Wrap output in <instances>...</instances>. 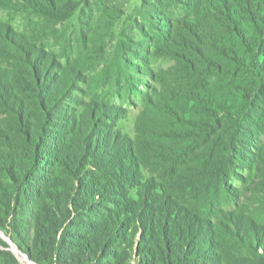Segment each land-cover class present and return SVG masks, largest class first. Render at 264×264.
<instances>
[{
	"label": "trees",
	"instance_id": "16d2710c",
	"mask_svg": "<svg viewBox=\"0 0 264 264\" xmlns=\"http://www.w3.org/2000/svg\"><path fill=\"white\" fill-rule=\"evenodd\" d=\"M262 2L264 0H196L194 4L199 6L197 17H212L210 23L214 26L209 25L208 31L206 26L191 24L194 36L202 40L200 46L181 33L178 24L170 26L176 31L169 30L170 23L162 15V12H168L163 9V0H143L142 6L146 10L158 14L149 17L150 26L159 32L158 38L166 37L172 44L178 42L195 59L206 63V69H198L196 63L185 64L183 59H188L187 56L181 53L180 57L175 56L178 51L172 49L170 54L174 55L176 63H183L187 71H160L163 87L155 91L151 113L147 111L143 135L152 142L147 141L140 149L160 168L166 163L172 180L169 185L175 189L179 203H175L173 197L166 203L168 207L172 206L171 217L166 208L142 216L138 207L126 209L121 201L114 202L108 194L105 199L102 196L100 199L99 193L92 196L90 182L82 179L88 176L82 155L86 160L90 154L93 156L95 151L90 139L95 140L94 149L99 148L97 135H84L75 141L76 131L81 128H68L67 121H56L63 120L58 117L61 115L54 116L55 121L44 115L38 127L58 123L61 125L47 130L65 134L63 142L72 154L66 156L72 165L67 173L71 184L66 187L55 184L50 188L47 184L40 185L37 178L24 179L25 182L19 184L22 178L18 174L22 176L24 169L35 174L39 162L58 154L55 146L52 149L46 143V136L43 144L38 143L31 151L27 145L29 149L20 157L16 171L7 175V186H0V227H4L5 217L12 214L17 237L22 238L27 229L31 230L29 239L23 238L18 243L21 251L37 264H131L137 232L141 229L137 245L138 264H217L223 259L227 264H264V237L261 236L264 234V13L257 12L263 8ZM9 4L18 8L21 14L35 11L37 19L32 17V20L39 22L42 31L44 27L70 17L75 10H79L82 19L89 20L91 29L98 21L109 25L125 0H13ZM244 21L250 31L242 27ZM144 32L149 35L148 31ZM27 36L28 33L23 34L25 40L18 41L22 47L29 46L25 60L27 68L31 66L34 71H45L57 55L48 52L46 45H40L42 41L30 46ZM134 44L132 51L135 53L145 51L141 43ZM32 50L41 52L38 62L31 63L34 55L28 54ZM176 66L174 64L171 68ZM39 67L43 69L39 70ZM53 111L57 112L54 108ZM69 129L76 130L71 132ZM47 136L50 137L48 133ZM82 139L86 140V145H81ZM138 139L131 142L129 157L132 164L140 168L134 151L140 143ZM39 149L44 150L43 154L42 151L37 153ZM105 161L109 162L108 159ZM26 164L30 169L25 167ZM240 168L255 171V178L246 188L251 196L242 195L238 201L241 193L230 180L235 176L245 181L246 177L237 171ZM29 182H35L39 187H33L34 183ZM91 182L92 186L96 185L94 179ZM36 188H42L40 195L45 198L32 201L33 205L40 202L42 206L41 210L37 208L29 215L26 212L31 203L27 199L32 194L36 197ZM132 197L125 194L126 201H136ZM137 197L140 199L141 196ZM226 203L239 212L240 221L254 234L253 239L239 238L240 231L236 228L240 225L232 219L228 221V228L226 225L215 227V219L221 217L219 212L225 213L223 207ZM110 206L115 207L113 214L109 212ZM65 213H72L75 219L66 233L58 234L50 222L62 221ZM172 217L174 221L170 219ZM27 218L31 220L30 224ZM103 224L106 227H102ZM107 224L113 229L108 239ZM171 224H174L172 230ZM226 236L231 240L227 241ZM71 240L75 243L73 246ZM204 244L209 249L203 250ZM218 250L224 251L223 255L227 251V259L223 255L220 257ZM0 255L2 264H20L9 251L1 250Z\"/></svg>",
	"mask_w": 264,
	"mask_h": 264
},
{
	"label": "rangeland",
	"instance_id": "374dc122",
	"mask_svg": "<svg viewBox=\"0 0 264 264\" xmlns=\"http://www.w3.org/2000/svg\"><path fill=\"white\" fill-rule=\"evenodd\" d=\"M11 1L13 0H0V186H7V175L10 176V172L16 171L20 157L27 153L29 147L31 151L38 146V143L43 144L45 136L46 143L52 149L55 146L58 154L45 159L44 162H39L35 174L32 172L29 174L24 169L22 176L18 174L22 178L18 183L25 182L24 179L37 178L40 185L47 184L50 188L55 184L60 187L70 186L67 173L72 165L70 158L66 156L70 157L72 154L63 142L62 138L65 134L47 130V128L55 129L61 124L50 122L47 126L43 125V128L38 127L42 122V116L46 115L47 119L55 121L54 116L61 115L58 117L63 120L56 121H67L68 128H81L76 131L75 141L84 135L92 137L95 134L100 141L99 148L94 149L95 140L91 138L93 145L91 147L95 153L93 156L90 154L87 160L82 155L84 166L88 169L86 173L88 176H83L82 179L87 183L90 182L92 196L99 193L102 199L108 194L114 202L121 201L126 209L138 207L142 216L151 212L154 214L158 211L162 212V209L166 208L169 211L168 216L171 217L172 206L168 207L166 203L172 197L175 203H179L180 198L175 196V189L170 188L169 183L172 180L169 176V168L166 167V163L160 168L140 149L147 141L152 142L143 135L146 132L147 115L151 113L150 106L152 107L153 99L155 100V91L163 87L159 79L160 71H187L183 63H176L174 55L178 57L181 54L186 55L188 59H183L184 63H192V65L196 63L198 69H204L206 63L199 62L186 47L179 46L178 42L172 44L166 37L159 39L157 29L150 26L149 20L150 16L158 14L146 10L142 6L143 0H125L120 12L109 25L98 21L91 29L89 20L82 19L79 10H75L70 17L51 27H44L42 31L39 22L32 20V17L37 19L34 15L35 11H28V16L25 13L21 14L18 8L10 6ZM163 2L165 5L163 9L168 12H162V15L170 23L169 30L176 31L170 26L173 23L178 24L181 33L201 46L202 40L194 36L191 31L194 27L191 24L198 23L200 27L206 26V29L209 25L214 27L210 23L213 22L212 17L208 16L206 19L203 18L204 16L200 19L197 17L199 6L194 4L196 0H163ZM261 5L263 8L258 9V13H264V2ZM241 25L248 31L251 30L245 21ZM145 30L149 35H145ZM25 33H28L27 38L32 40L30 42L28 39L30 46L38 45L42 41L43 44L40 45H46L48 52L53 51L57 55L56 60L47 69L45 68V71H34L31 66L27 68L29 66L25 60L27 61L29 46L22 47L18 42L24 39L22 36ZM31 35L39 38L30 37ZM136 42L141 43L145 49L141 54L132 51ZM172 49L178 51L173 56L170 54ZM28 55H34L31 63L38 62L41 52L32 50ZM174 64L177 66L171 68ZM42 67H39V70L43 69ZM52 107L59 114L54 112ZM69 130L74 132L76 129ZM36 133L37 137H35ZM136 138H140L138 146L133 143L136 146L135 157L140 163V168L134 166L129 157V153L132 152L131 142L136 141ZM81 141L82 146L87 144L85 139ZM155 141L153 139V143ZM41 151L43 154L44 150L41 149L37 150V153ZM106 159L109 162L105 161ZM26 165L25 167L30 169L28 164ZM240 169L237 171H241L240 176L246 177L245 181L242 182L235 176L230 180L231 185L241 193L238 201H241L242 195L251 196L246 188L251 186L255 178V171ZM93 179L95 186H92ZM35 182L29 183H34L33 187H39ZM36 189V197L32 194L27 199L31 203L26 212L29 215L37 208L41 210L42 206L40 202L33 205L32 201H41L45 198L40 195L42 188ZM104 189L106 193L103 192ZM178 193L180 194L179 189ZM125 194L134 196L132 199L135 198L136 201H126ZM137 196H141L140 199ZM107 199L109 200L108 197ZM17 204L22 209L18 202ZM27 206L28 204L25 203V207ZM110 207L109 212L113 214L115 207ZM233 207L227 203L224 205L223 209L227 214L219 212L218 215L221 217L215 219V227L218 229V225H226L228 228L230 227L228 221L234 220L240 225L236 228L240 231L239 238L253 239L254 234L245 228V224L238 216L239 212ZM12 216L8 214L3 220L4 227H0V251H9L20 264H37L18 246L23 238L29 239L31 230L27 229L22 238L17 237L13 230ZM226 217L228 220L225 219ZM49 219L47 217V220ZM74 219L72 213L69 215L65 213L62 221L55 222L59 225L58 228L53 221L50 224L59 231L58 234H63L72 226ZM170 219L175 220L173 217ZM26 221L29 223L31 220L27 218ZM104 225L106 224L102 227H106ZM170 228L174 229V224H171ZM106 229L108 239L113 229L110 224H107ZM140 233L141 229L137 232L131 264H138L139 261L137 245ZM261 236L264 237V234L262 233ZM225 239L227 240V236ZM71 241L73 246L75 243ZM68 249H65V252ZM206 249H209V246L204 244L203 250ZM223 252L218 250L217 253L222 257ZM225 253L223 256L227 259L229 254L227 251ZM54 260L56 261V258ZM0 264H2L1 255ZM217 264H227V261L218 260Z\"/></svg>",
	"mask_w": 264,
	"mask_h": 264
}]
</instances>
